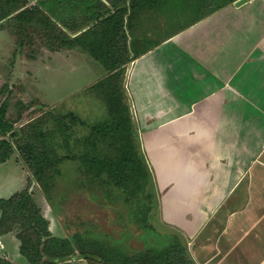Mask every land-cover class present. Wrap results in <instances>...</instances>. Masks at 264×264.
I'll use <instances>...</instances> for the list:
<instances>
[{
	"label": "crops",
	"instance_id": "obj_1",
	"mask_svg": "<svg viewBox=\"0 0 264 264\" xmlns=\"http://www.w3.org/2000/svg\"><path fill=\"white\" fill-rule=\"evenodd\" d=\"M95 1L97 10L92 11V6L77 8L69 0L71 29L59 26L69 41L85 33L88 46L112 50L105 48L115 42L110 40L112 24L90 30L94 22H89L73 28L93 12L105 18L113 14L110 0ZM129 1L124 0L128 11L122 26L129 61L120 64L123 56L117 52L106 64L120 68L111 71L79 45L52 51L38 43L29 45L35 51L31 54L15 31L0 29V60L6 61L0 68V88L33 83L35 90L27 89L30 97L56 109L59 102L38 93L37 74L64 66L76 67V73L78 64L83 69L79 74H99V64L101 73L84 91L97 92L103 100L107 118L101 123L112 131L107 125L120 114L110 112L100 85L117 86L129 122L117 123L118 137H100L98 146L122 141L127 136L123 125H128L126 140L138 146L152 172L160 221L182 237L192 264H264V0L240 7L234 1L203 15L197 5H189L197 0H178L177 7L174 0H134L138 5L133 13ZM118 70L123 75L116 81L112 75ZM73 103L77 108L78 100ZM83 113L74 114L86 125H75L69 140L78 156L91 145L86 140L89 114ZM4 238L10 236H0V252L7 254Z\"/></svg>",
	"mask_w": 264,
	"mask_h": 264
},
{
	"label": "rangeland",
	"instance_id": "obj_2",
	"mask_svg": "<svg viewBox=\"0 0 264 264\" xmlns=\"http://www.w3.org/2000/svg\"><path fill=\"white\" fill-rule=\"evenodd\" d=\"M34 1H31L30 4H34ZM174 1V6L177 7L178 0ZM75 3L79 6L77 8H81L80 5L85 4V6H92L91 9H95L98 5L95 0H76ZM189 5L195 8L197 3L194 2ZM0 29L15 31L21 45L34 46L41 43L38 29L23 26L13 19L7 20ZM29 47L31 48V46ZM29 51L31 54L35 52L32 48ZM5 62L0 60V68L5 67L2 65ZM95 67L101 73V66L98 64ZM75 69L76 67L72 69L71 66H64L61 71L47 73L43 70L37 74L38 93L55 104L59 102L58 107L55 106L56 109L43 105L37 97H30L32 94L27 92V89L29 91L30 89L35 90L36 85L34 87L33 83L29 84L28 88L26 83L25 85L22 83V89H17L16 85H13L11 89L8 84L5 86L7 89L2 91L5 95L10 96L8 117L12 122H15V130L20 134L13 139L15 146L13 145L14 151L9 160L0 164V199H7L11 195L30 187L29 191L36 205L40 208L42 217L47 221V229L50 234L54 237L69 239L76 250V256H79L81 247L85 251L88 250L101 255L102 251L108 256L115 255V253L122 257L130 256L128 257L131 261L130 264L133 262V255L138 253L139 255L136 256L138 259L135 260L136 264H154L157 262L156 259L150 262L146 257L151 256V258L158 257L160 259L161 257L164 258L166 254L170 256L173 245L180 243L178 238L183 239L160 221L156 207L158 191L154 186L152 172L144 154L152 179L153 206L147 214V219L142 220L141 223L138 221L140 220L138 217L141 216L139 212L141 210L147 212L149 203L145 199V194L150 191L149 189L145 194L143 191L138 193L136 199L133 200L128 197L123 188L84 176L82 171L84 169L80 166L81 164L73 161L60 164L56 173L49 171V177L42 185L34 178L31 167L26 163L24 156L18 149L19 145L24 146L31 141L29 137L33 134L31 127L37 126L38 131L46 134L53 128L54 116L67 114L70 112L69 110L78 116H82L83 111L89 114L86 119L88 120L87 124L89 123L88 127H90L87 131L88 139L86 140L88 141H90L91 128L105 127L106 124L101 123L107 118L103 100L98 98L97 92L84 91L95 83L96 76H99L100 73L94 71L95 73L92 74H79L83 70L79 64L76 73H74ZM2 84L0 78V87L3 86ZM76 99L79 104L77 108H72L73 102L77 101ZM86 104L90 107L85 109L83 106ZM78 133L83 134V127L79 126ZM31 139H34L37 147L40 146L41 139L39 136ZM54 139H56L54 142L57 143L55 146L57 154L66 156L68 153L62 146V138L55 137ZM46 141L48 148L53 150L52 138H48ZM97 143L100 141L93 142V144ZM78 150L81 151L83 148L80 147ZM88 155L92 156L91 152ZM146 223L149 228L145 226ZM7 235L10 238L2 240L6 246L7 254L0 252V257L7 259L12 264H28L18 253L19 241L15 234ZM182 244H184V240ZM76 256L58 264H83L84 261L88 264L95 263ZM171 256V260L166 258L162 264H186L183 254L180 253L175 256L172 254Z\"/></svg>",
	"mask_w": 264,
	"mask_h": 264
},
{
	"label": "trees",
	"instance_id": "obj_3",
	"mask_svg": "<svg viewBox=\"0 0 264 264\" xmlns=\"http://www.w3.org/2000/svg\"><path fill=\"white\" fill-rule=\"evenodd\" d=\"M33 0H0V27L10 19H13L16 23L23 26L34 27L38 29L40 44L47 49L54 50L58 46L65 45H79L82 49L92 54L99 62L104 65L107 64V60L115 58L118 55L123 56L121 63H127L129 61V49L127 45V38L122 26L124 27V16L126 15L128 8L124 4V0L114 2L110 0L111 6L114 8L113 14L105 18L98 12H93L89 17L85 19V23L73 27L74 29L80 28L89 22H94L90 30H95L101 25L112 24V32L110 40L115 41L113 46H106L105 48L114 47L112 50H102L100 48L88 46L84 42L85 33L81 36L68 40V36L63 32L59 25L65 29H71L68 24V6L69 0H35L34 4H30ZM72 5H77L76 0H71ZM236 0H197V10L202 12V15L209 13L213 10H217L225 5L231 4ZM120 5V6H118ZM138 5V2L130 0L128 3L129 10L132 12ZM59 10H55L58 9ZM77 7H79L77 5ZM89 9V8H88ZM89 10H97L89 9ZM133 13V12H132ZM131 13L126 17V21L130 22ZM118 25V30H117ZM72 28V29H73ZM117 48V49H116ZM122 65L108 67L111 71L120 68ZM123 72L118 70L112 77L118 81L122 79ZM111 80V79H108ZM102 88L107 105L110 112H116L120 115H114L112 126H107L113 130L106 131V127H93L90 132V147L84 148L85 151L78 156L73 148L70 147L69 140L72 135V129L75 125H86L74 113H67L60 116H54L53 128L46 134L38 131L37 126L31 127L33 134L30 137V142L24 146L19 145L18 149L24 156L26 163L31 167L34 178L42 185L49 177L48 172H55L58 170L60 164L72 160H79L80 166L84 169V176H89L92 179H99L103 183H108L115 187L124 189V192L133 200L136 199L137 194L143 193L149 189L150 191L145 194V199L149 203L146 211L141 210L138 217V221L142 223V220L147 219L148 212L153 206V192H152V179L149 169L147 168L143 153L139 150L138 146L132 144L131 141L126 140L130 136V132L126 131L129 128L125 126L126 138L118 141L114 139L112 144L108 146H98L93 142L99 141L100 137L111 136L118 137L117 123L118 125L127 124L129 122V115L127 104L123 94L117 92L120 89L113 87V84L105 82L100 85ZM117 88V89H116ZM6 87L0 90V164L5 163L14 151L13 139L19 136L15 130V122H12L8 117L9 111V95L2 93ZM113 114V113H112ZM115 119V121H114ZM39 136L41 144L39 147L35 145L34 139ZM55 137H61L63 148L67 151L66 156H60L57 154V143L54 142ZM52 138L53 150L48 148L47 139ZM110 140V139H109ZM120 144L119 146L117 145ZM14 145V146H13ZM87 150V153H86ZM113 152L111 156L109 151ZM91 152L92 156H89ZM107 182H106V181ZM30 187L25 190L11 195L7 199H0V236L14 233L19 241V253L26 260L28 264H58L68 260L76 255V250L69 239L54 237L47 229V221L42 217L40 208L36 205L31 192ZM155 204V202H154ZM137 215V214H136ZM138 216V215H137ZM147 221V220H146ZM148 224L146 223V227ZM180 243L173 245L169 254L164 258H151L146 257L148 261H157L154 264H162L165 259L171 260L170 257L173 254L184 255L186 264H192L187 256L184 244L181 239L178 238ZM96 254L88 250H84L80 247L79 257L85 260H91L94 264H130V256L109 255L105 252ZM138 253L133 255V262L136 264V257ZM163 256V255H162ZM150 259V260H149ZM164 259V260H163ZM0 264H12L7 259L0 257ZM139 264V263H137ZM150 264V263H149Z\"/></svg>",
	"mask_w": 264,
	"mask_h": 264
},
{
	"label": "water",
	"instance_id": "obj_4",
	"mask_svg": "<svg viewBox=\"0 0 264 264\" xmlns=\"http://www.w3.org/2000/svg\"><path fill=\"white\" fill-rule=\"evenodd\" d=\"M250 0H237L234 2L235 7H240L244 5L245 3L249 2Z\"/></svg>",
	"mask_w": 264,
	"mask_h": 264
}]
</instances>
